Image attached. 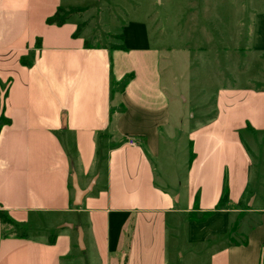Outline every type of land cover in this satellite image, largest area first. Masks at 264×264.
<instances>
[{
	"label": "crops",
	"instance_id": "1",
	"mask_svg": "<svg viewBox=\"0 0 264 264\" xmlns=\"http://www.w3.org/2000/svg\"><path fill=\"white\" fill-rule=\"evenodd\" d=\"M62 8L0 0V212L26 232L0 220V264H264V90L219 92L172 168L183 124L145 28L92 47L46 24Z\"/></svg>",
	"mask_w": 264,
	"mask_h": 264
},
{
	"label": "rangeland",
	"instance_id": "2",
	"mask_svg": "<svg viewBox=\"0 0 264 264\" xmlns=\"http://www.w3.org/2000/svg\"><path fill=\"white\" fill-rule=\"evenodd\" d=\"M61 4L67 13L80 10L67 19L78 21L77 33L91 37L92 47L121 46L124 29L140 24L151 46L160 50L170 115L173 124H183L176 134L172 168L182 161L186 129L212 117L219 92L264 90V51L254 47L255 36L264 40V0H61ZM161 148L163 164L164 139ZM251 157L257 163L255 173L263 159ZM181 252L179 264L204 263L203 257ZM168 259L176 264L180 257L169 251Z\"/></svg>",
	"mask_w": 264,
	"mask_h": 264
},
{
	"label": "trees",
	"instance_id": "3",
	"mask_svg": "<svg viewBox=\"0 0 264 264\" xmlns=\"http://www.w3.org/2000/svg\"><path fill=\"white\" fill-rule=\"evenodd\" d=\"M77 11L80 10H71L68 13L64 12L62 9H58L57 12L50 18H48L46 20V24L47 25H54L57 27L62 26L65 21L67 20V18L71 15H75V13ZM78 26H77V31L75 34H73V37L78 36ZM120 39H122V36L120 37ZM38 44H40V42L38 41ZM87 46V45H86ZM111 49H123L122 46H118V47H111ZM0 220L3 224H7V225H11L13 232L15 234H17L19 237H26V232L22 230V228H20L18 225L14 224L8 217L6 214L1 213L0 212Z\"/></svg>",
	"mask_w": 264,
	"mask_h": 264
},
{
	"label": "water",
	"instance_id": "4",
	"mask_svg": "<svg viewBox=\"0 0 264 264\" xmlns=\"http://www.w3.org/2000/svg\"><path fill=\"white\" fill-rule=\"evenodd\" d=\"M76 189V194H75V205H79L82 196L84 195V192L80 191L77 187Z\"/></svg>",
	"mask_w": 264,
	"mask_h": 264
},
{
	"label": "built area",
	"instance_id": "5",
	"mask_svg": "<svg viewBox=\"0 0 264 264\" xmlns=\"http://www.w3.org/2000/svg\"><path fill=\"white\" fill-rule=\"evenodd\" d=\"M126 144H128L129 146H134L135 141L133 139H127Z\"/></svg>",
	"mask_w": 264,
	"mask_h": 264
}]
</instances>
